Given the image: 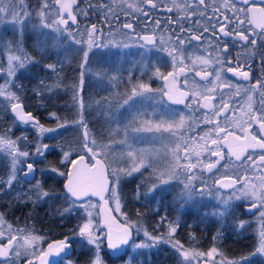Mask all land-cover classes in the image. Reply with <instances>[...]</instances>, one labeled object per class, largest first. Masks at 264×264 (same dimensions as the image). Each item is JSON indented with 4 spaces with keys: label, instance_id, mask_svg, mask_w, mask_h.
Returning a JSON list of instances; mask_svg holds the SVG:
<instances>
[{
    "label": "snow or ice",
    "instance_id": "6c2138e0",
    "mask_svg": "<svg viewBox=\"0 0 264 264\" xmlns=\"http://www.w3.org/2000/svg\"><path fill=\"white\" fill-rule=\"evenodd\" d=\"M160 8L169 13H177L175 19L167 18L163 28L161 20L154 19L149 11ZM121 14L143 23L144 34L136 31L138 24L129 20L121 21ZM91 16H97V22H91ZM80 17L85 21L83 28ZM141 17L144 19L141 20ZM194 17L199 18L193 19ZM98 22L109 28L115 22L122 30H127L124 35L131 33L137 41H143L140 47H157L171 58L172 70L166 74L159 67L155 68L154 75L163 81L161 88L153 89L149 84L138 83L132 87L131 95L124 100V104L132 101L134 106L135 97L146 99L149 98L147 94L158 92L161 98L190 110L189 115L180 113L178 119H172L167 127H163V131L174 137V144L169 149L172 156L171 166L168 172L159 174L160 184L179 180L182 188L177 198L181 202V208H185L186 205L194 204L198 192L203 194L207 190L204 174L208 173V178L217 186V192L220 189L230 190L227 197H218L220 207L213 213L214 216L226 218L232 211L233 200H240L250 201L247 211L252 212L255 209L264 221V0H172L171 7L164 0H111L110 3L108 0H38L36 6L29 5L26 0H0V25L9 23L14 32L12 40L0 38V45L8 52L6 75L9 78L0 84L3 104L0 111H10L16 121L31 124L38 129L41 136L57 131L55 128H46L31 112L25 111L21 95L24 86L15 82L18 70L24 69L28 64L38 63L24 47L25 33L31 31L34 37L33 46L42 52L48 49L49 43L54 48L65 47L66 40L80 45L74 50L75 55L82 56L79 75L73 78L71 89L73 106L79 109L77 122L83 129L77 149L63 151L61 164L67 170L58 167L47 170L64 178L60 191L46 189L44 183L35 177L34 164L26 163L30 155L44 156L49 145L38 144L35 153L31 154L21 149L16 140L6 134L0 135V153L11 158L7 180L0 178V191L4 188L12 189L19 182L17 174L23 166L26 168L23 177L31 187L27 192L18 194V199L33 206L61 201L66 205L62 211L57 212L62 222L83 210L86 214L84 222L78 224L75 230H70V235L79 237L81 249L91 246L86 253L89 258L85 264H105L101 255L102 239L107 240V248L113 257L119 256L121 246L128 244L131 223L128 222L126 214V222L118 223L112 213H120L122 209V181L133 173L140 172L142 168L151 167V158L146 163L143 158L137 159V153L129 150L127 157L131 161L130 167L127 166V161H113L110 157L111 144L98 142L84 119L83 92L90 54L96 55L94 48L103 49L109 46L100 42L104 29L97 26ZM149 23L154 26L151 32L146 30ZM169 25L175 27L169 28ZM158 29L161 30L159 38L156 34ZM164 32L170 34L165 36ZM77 34L86 36L87 39H76ZM112 46L118 48L120 44L113 43ZM187 47H192L194 52L186 55ZM70 48L69 44L66 50ZM237 48L240 51L232 55L230 49ZM201 50L203 55L198 54ZM186 61H190L191 66ZM59 63H48L44 67L57 72ZM59 70H63L62 65ZM0 71L4 69L0 67ZM188 71H193L205 83L197 84L193 80L190 85ZM225 72L247 82V86L234 84L225 77ZM95 75L99 82L106 73L101 69ZM181 76L184 77L182 83ZM112 78L115 79V76ZM40 83L43 85L44 81ZM57 88L58 83L48 86L47 91L52 92ZM225 89L228 90L227 94ZM241 93L245 100L238 105L236 97ZM37 95L43 99L42 92H37ZM257 95L258 106L255 100ZM199 111H203L202 122L206 130L200 135L186 136L188 131H195V113ZM50 115L56 116L55 113ZM59 127L64 128L65 124H60ZM154 130L161 131L162 125L156 124L155 129L151 126L136 129L138 132ZM73 151L77 152L75 157ZM221 161L226 162L221 164ZM230 164L234 165L231 174ZM249 171L253 173L252 176H249ZM165 175L167 179L164 178ZM181 176L182 180L179 179ZM32 180L36 181L35 184L31 183ZM197 180L200 181L199 188L195 183ZM157 187V184L152 186L153 190ZM110 202L115 204L114 208ZM5 224L4 216L0 214V228ZM247 224V221L239 220L235 225L237 233L246 231ZM101 226L107 229L103 237L97 231ZM180 226L179 218L169 221L166 237L151 236L145 231V236L152 243L135 244L134 247L152 248L157 243L171 244L179 257L177 264H193L194 261L195 264H256L254 257H264V224L259 231L254 251L247 256H241L239 260L224 257L216 246L206 252L186 248L179 240L174 239ZM7 228L11 230L12 226L9 224ZM4 235V231H0V237ZM220 235L218 231L213 239L216 240ZM43 239V236L25 229H17L15 234L8 236L5 244H0V264H15L14 257L29 255L31 258L26 259L25 264H64L65 261L66 264H73L67 259L72 250L69 236L49 243L46 250L37 251ZM53 256L58 259L50 260Z\"/></svg>",
    "mask_w": 264,
    "mask_h": 264
},
{
    "label": "trees",
    "instance_id": "16d2710c",
    "mask_svg": "<svg viewBox=\"0 0 264 264\" xmlns=\"http://www.w3.org/2000/svg\"><path fill=\"white\" fill-rule=\"evenodd\" d=\"M26 1L28 4L29 2L33 3L34 6L38 4V0ZM94 2H99V0H94ZM79 19L81 20V27L83 28L85 24L84 18L80 17ZM89 20L91 22H97V16H91ZM120 20H129L134 22V24H138L136 31L140 34H144V24L136 23L131 16H120ZM97 26L104 29V35L100 42L105 44L106 39H104V36L107 30L111 31L113 27L107 28L104 24L99 22ZM117 26H119V24H117ZM73 28H75V26ZM146 30L151 32L153 29L147 28ZM126 31L127 30H122V33L124 34ZM160 32L161 30H156V34ZM112 34L114 33H110L109 35ZM66 35L67 34H65V37ZM0 38L4 40L14 39L12 25L8 23L0 25ZM80 38H82V36L77 34L76 39ZM33 41V34L31 31H27L25 33V50L35 61H38V63L28 64L24 69L18 70L15 81L17 84L24 86L21 95L25 105V111L31 112L40 122L50 123L52 124V128L54 127L57 129V131L53 133L52 138L47 136L43 138V144L49 145V149L45 152L44 156H36L33 164L36 169V179L41 180L46 189L60 191L62 190V179H57L56 174L47 170L51 167H58L59 155L65 147H76L82 139L83 129L77 122V118L79 117L77 113L79 109L73 106V92L71 89V85L74 82L73 78L79 75V63L81 62L82 56L74 54V50L80 47V45L74 44L71 40H66L65 47L60 48H54L52 44L49 43L48 49L43 52L33 46ZM69 44L71 48L66 50ZM3 50V45H0L1 59L3 58L2 53L4 54ZM98 50H105V48ZM92 57L93 55L90 54L91 65H93L91 60ZM57 61L60 62L57 65V72H53L44 67L45 64L57 63ZM61 65L63 68L62 71L59 70ZM88 66L87 68L89 70L86 71L85 74V90L83 92L85 102L84 119L98 142L105 143L107 140L110 142L116 127L113 125L111 118L107 115L105 110L112 100L111 96L116 94L117 90H120L117 86H122V72H124L126 76L123 81H128V78H132L134 80L133 83L136 82L137 79H140L144 83L147 82V77L145 73L140 78L135 72L130 74L126 70L127 68L121 70L111 68L107 71L105 70V60H99L96 68ZM101 69L106 74H111V77H116V79H114L117 81L114 85L116 88H114V86L106 88L105 76L102 81L98 82V78L95 74ZM41 81H44L43 85H41ZM57 83L59 84V88L52 92L47 91L48 86ZM37 92L43 93V99L37 95ZM0 107H3L2 98H0ZM51 113H55L56 116L52 117L50 115ZM60 124H65V127H59ZM11 127H13L12 131ZM31 132L34 131H32L30 127L24 128L16 125L14 116L10 111H0V135L6 134L14 138L25 135L28 137V142L30 143L35 136ZM4 163L5 161L3 158H0V176L2 174L4 175ZM131 178L132 177L125 179L120 185V196L123 202V208L126 214L131 218L141 220L150 233L162 232L169 221H175L179 218L181 226L177 229L175 238L183 244H188L187 240L189 238L187 237L191 234L193 236L191 241L196 242L200 247L206 248L210 242H216L219 249L225 252L229 257L235 259H240L241 256H247L249 253L253 252L257 246L255 231L251 223L247 221L250 214L242 211L240 207H238V210L231 212L224 219L221 224V235L214 240L213 237L217 236V226H219V222L216 218L208 216L209 209L205 207V203H202L200 199H195L194 204H190L192 206H185L187 209V211H185V208H181V202L177 198V183L170 184L167 187L170 188L169 191L168 189L163 191L164 188L160 186L156 194L151 195L152 197L150 196L151 198L148 199L143 194V190H145L143 182H141L142 185L139 184L140 182L137 184L135 179ZM33 181L35 180L31 182ZM6 190L7 189L0 191V212L5 213L11 218L12 216L18 217L22 221L29 219L40 232L48 233L50 239L61 238L67 235L68 230L72 229L75 221L78 220L77 217L75 216V219L73 215L72 218L64 220L63 222L61 221L57 212L62 211L65 205L59 200L54 202L50 201L48 204L33 206L30 203L25 204L23 200L17 198L18 194L25 193L26 191L19 190V188H15L16 192ZM137 196L139 197L138 199ZM155 197L158 198V201L154 199ZM155 201L156 204L154 203ZM52 210L55 211V213L52 214L53 217H49L48 212ZM162 218H164L163 221ZM158 219H160V221ZM239 220L248 222L247 229L242 234H238L235 227ZM71 242L74 243L73 240ZM78 251L79 252L73 247L70 255L75 256L76 261H83L82 264H84L89 257L86 255L88 250L84 247L83 249L80 248ZM110 257H106L108 264H114L113 262L115 259ZM121 257L118 258L117 256L116 258L118 259H116V261ZM253 259L256 261V264H264L258 256ZM262 259L264 260V257H262ZM177 261L178 258L176 254L168 247L164 246L155 252L149 253V256H143L140 260L134 259L131 264H177Z\"/></svg>",
    "mask_w": 264,
    "mask_h": 264
},
{
    "label": "rangeland",
    "instance_id": "374dc122",
    "mask_svg": "<svg viewBox=\"0 0 264 264\" xmlns=\"http://www.w3.org/2000/svg\"><path fill=\"white\" fill-rule=\"evenodd\" d=\"M108 2L110 3L111 0H108ZM32 4L33 3L29 2V5H32ZM32 6H34V4ZM120 16H124V15L121 14ZM113 24H114L112 26L113 29H111V31L107 30V33L104 36V39H106L105 44H108L109 46L106 47L105 50L93 49L96 55H94L91 59L93 65L89 64L90 66L88 67L96 68L99 60H105V70L109 71L111 68L112 69L116 68L117 70L127 68L126 70L130 74L132 72H135L137 73L139 78L142 77L143 74L145 73L147 77V80H146L147 82H144V83L149 84L153 89L161 88L163 86V81L154 75V71L156 67H159L161 69V72L165 74L168 71L172 70L171 58L167 56V53L160 54L157 47H153L151 45L140 47V44H142L143 41H137L135 37L131 35V33H129V35H124L122 33V29L120 28V25L117 26L115 22ZM105 27L109 28L107 25H105ZM110 33H114V34L109 35ZM163 34L165 36L168 35L165 32ZM160 35H161V32L157 34V37L159 38ZM80 39L86 40L87 37L83 36ZM113 43H119L120 47L117 48V47L112 46ZM124 44H128L129 46L124 47L123 46ZM190 49L192 50L193 48L190 47ZM188 51L189 50H186V55ZM3 52H4V54L2 53L3 58L2 59L0 58V67H2L4 71H0V84H3L5 80L9 79L6 75L7 67H8L7 49L4 48ZM190 54H192L191 51H190ZM199 54L203 55L204 53L201 52ZM186 63H188L189 66H191L190 61H186ZM187 75H188L190 85H191V81L193 80H195L197 84L205 83V81H201L199 77L195 76V73L193 71H188ZM224 75L227 78L226 72L224 73ZM124 78H126V76H125V73L122 72V84H121L122 86L121 87L117 86L119 87L120 90H117L116 94H113L111 96L112 100L109 102L105 110L107 115L111 118L113 125L116 127L115 133H113V137L111 139L112 142L111 141L108 142L107 140L104 143V144H111L112 151L110 152V157L113 161H116V162L127 161L128 162L127 166L129 167L131 166V161L128 160V157H127V153L129 150H132L135 153H137L138 154L137 159L143 158L146 163L148 162V158L149 157L151 158V167L142 168L140 172L133 173V175L130 176L135 179L137 184L139 182H140L139 184L143 182V185H145V190H143V194L146 196V198L150 199L152 197L151 195L156 194L160 186L164 188L163 191H166L167 189L169 191L170 188H167V187L172 183L174 184L177 183V186H178L177 193H179L182 188V184L179 182V180H172L169 184H160L159 179H158L159 174L161 172H165V173L168 172L171 166L172 156H171V153L169 152V149L174 144V137L169 132L163 131V127H167V124L172 119L174 118L178 119V116L180 113H183L185 116L189 115L190 110L188 108H185L183 105H175L167 101L166 98H161L158 92L147 94L149 98H146V99H142L141 97H135L134 106H133L132 101H129V104H124V100L127 99V97L131 95L132 87L134 86V84L143 83L140 79H137L136 82L133 83L134 80L128 77H127L128 81L126 80L123 81ZM112 79L113 78L111 77V74L105 75L106 88H109L116 84L117 81L114 79L112 80ZM183 79L184 77L181 76L180 77L181 83ZM114 88H116V86H114ZM224 91L227 94L226 89ZM225 98L227 99V95ZM244 100H245V97L243 93H241L240 96L236 97V101L238 105L244 103ZM256 106H257V101H256ZM195 116H196V123L194 124L195 131L194 132L191 130L188 131L186 133V136L200 135L203 133V131L206 130V127L202 122L203 111L196 112ZM78 118H77V121L79 120ZM15 123L16 125H19L24 128L30 127L32 131H34V132H31L35 136L32 139V142L30 143L28 142V137H26L25 135H22L17 138H14L9 135L11 139L17 141L21 149L27 150L31 154L35 153L36 145L38 144L43 145L44 137L47 136V137L52 138V135L54 133V132L44 133L43 136H41L39 134L38 129L33 127L31 124H23L16 120H15ZM40 123L43 124L46 128H52V124L50 123H43V122H40ZM156 124L162 125L161 131L159 132L155 130L152 132L136 131L137 128H144L148 126H151L153 127V129H155ZM13 127H11V131ZM208 127H210V125ZM24 137H26L27 139H24ZM70 149H73V150L77 149V146L76 147L67 146L62 150L61 154L59 155L58 167L61 170H67L66 167L63 164H61V160L63 158V151H68ZM76 153H77L76 151H73V157H75ZM0 158H3V160L5 161L4 163L5 168L3 169L4 175L2 174L0 178L7 180L11 158L10 157L6 158V154L4 153H0ZM35 158H36V155H30V157L27 158L26 163H33ZM212 159H215V158L213 157ZM224 163L225 161L224 162L221 161V164H224ZM232 167H234V165L230 164V167H229L230 174H231ZM25 170L26 168H23L22 166V170L19 171L17 174V179L19 182L15 183L12 189L4 188V190L7 189L6 191L16 192L15 188H19V190H24L27 192V190L29 189V187H31V185L25 179L20 178L22 177L21 173H23V171ZM252 175L253 173L249 171V176H252ZM208 176H209L208 173L204 174V178L207 180V185H208L207 190L203 194H200L198 192L195 196V199L197 200L200 199L202 203H205L206 206L205 205L204 206L209 209L208 216L211 218L212 217L216 218L217 221L219 222V226H217V233L218 231L221 233V224L225 218L214 216L213 213L217 211L218 208L220 207V201L218 197L220 195L227 197L230 193V190L220 189V191L217 192V186L213 183L212 179L208 178ZM218 176L219 174H217V177ZM56 177L57 179H62V181L64 179L63 177H59L57 175ZM127 178L129 177H126L125 179ZM164 178L167 179L168 178L167 175H165ZM29 179H31V177H29ZM179 179L182 180L183 177L181 176ZM35 182L36 181H33L31 183L35 184ZM195 183H196V186L199 188L200 181L197 180ZM153 184L158 185V187L155 190H153L152 188ZM154 199L158 201L157 197H155ZM156 201L154 202L155 204H156ZM94 202H95V199H94ZM249 203L250 201L233 200L232 202L233 207H232L231 212L238 210V207H240L242 211L250 214V217L247 219V221L251 223L255 231L256 244H257L258 238H259V231L261 229L262 224H264V221L260 219L259 212L256 211L255 209H253L252 212L247 211V207ZM110 204L113 208L115 207V204L113 202H110ZM121 204H122L121 212L117 213L114 211L113 216L116 218L118 223L124 224L126 222L125 215H124L126 214V212L123 208L122 199H121ZM189 206H192V205L189 204ZM54 213L55 211L53 210L48 212L49 217H53L52 214ZM0 214H3L4 219L6 221V224L2 228H0V231H4L5 233L3 237H0V244H5L7 242L8 236L11 234H15L17 229H25L28 232H32L33 234L44 237L43 241L40 242L39 247L37 248V251L47 248V245L49 243H53L55 241L64 239L65 236H69L70 242L72 240L74 241V243L72 242L71 243H72V246L76 248L77 252H79L78 250L81 248L79 237L71 236L70 230H75L78 224H81L84 222V219L86 218V214L83 213V210H81L79 214H74V217L76 216L78 220L75 221L73 228L68 230L67 232L68 234L64 235L61 238H56V239H50L48 233L40 232L31 223L29 219L22 221L18 217H13L12 213H11L12 218L10 216H7L5 213L0 212ZM94 216H95V212H94ZM126 216H127L128 222H130L132 225L131 230H132L133 237L129 245L126 247L125 252L121 255L122 257L117 261L114 260L113 262L114 264H131L134 259L140 260L143 256H149V253L155 252L156 250L161 249L164 246L168 247L172 252L175 253V250L171 247V244H164V243H157L152 248H135L134 247L135 244H140V243L151 244L152 241L149 239L148 236H145V231H147V229L145 228L141 220H135L131 218L128 214H126ZM97 219H99V217H97ZM158 220L160 221V219ZM9 224L12 226L11 230L7 228V225ZM97 231H99L101 233V236L103 237V234L107 232V229L101 226L99 229H97ZM147 232L151 236L166 237L168 233V223L166 224V228L160 233L158 232L150 233L149 231ZM192 237L193 236L189 234L187 237L189 238L187 240L188 244L182 243L186 248H191V249H196L199 251L206 252L213 246L218 247L216 242H210L206 246V248L200 247L196 242L191 241ZM174 239L176 240L175 236H174ZM89 247L91 246H85L87 250ZM219 251L223 253L224 257L228 259L239 260V259L229 257L221 249H219ZM175 254L177 258L179 259L178 254L177 253ZM101 255L105 261V264H108L105 260L104 255L108 257L110 256L105 246V240L103 239L101 243ZM258 257L260 258L261 261L264 262L262 257L260 256ZM29 258H31L30 255L28 257H24V256L18 257V258L14 257L15 264H25L26 259H29ZM67 259L71 260L73 264H82L83 262V261L82 262L76 261V257L72 255H69ZM219 259L220 258L218 257L217 260ZM64 264H66V261L64 262ZM193 264H195V261L193 262Z\"/></svg>",
    "mask_w": 264,
    "mask_h": 264
},
{
    "label": "flooded vegetation",
    "instance_id": "af4514ba",
    "mask_svg": "<svg viewBox=\"0 0 264 264\" xmlns=\"http://www.w3.org/2000/svg\"><path fill=\"white\" fill-rule=\"evenodd\" d=\"M164 2H165V4L168 6V7H171L172 6V0H164ZM150 11V14L152 15V17L154 18V19H159V20H161V22H162V24H161V28H163V26H164V23H165V21L167 20V18L168 17H173L174 19H175V17H176V15H177V13L174 11V12H171V13H169V12H167V11H165L163 8H160V9H151V10H149ZM209 14H211V12H209ZM197 18H199V17H194L193 19H197ZM144 18L143 17H141V20H143ZM136 23H139L138 21H135ZM141 24H143V23H141ZM141 24H139V25H141ZM187 25V24H186ZM140 27H142V26H140ZM169 28H174L175 27V25H169L168 26ZM187 27V26H186ZM147 28H149V29H153L154 28V26L151 24V23H149L148 25H147ZM165 33H167L168 35L170 34V33H168V32H165ZM193 43H195V42H193ZM186 50H189L188 52H187V54H190V51L193 53L194 52V49H190V47H187V49ZM238 51H240V49H230V52H231V54L232 55H235L236 54V52H238ZM201 52H203L202 50L201 51H199V53H201ZM159 53L160 54H163V53H165V52H163V51H159ZM198 53V54H199ZM256 67H258V64L256 65ZM226 75H227V79H229V80H231L234 84H238V85H245V86H247V82H245V81H243V80H241V79H239V78H237V77H234V76H232L231 75V73H226ZM233 91H234V89H233ZM226 92H228V90L226 89ZM255 100L257 101V106L259 105V97H258V95L256 96V98H255ZM224 162V161H223ZM226 162V161H225ZM238 163V162H237ZM131 232H132V230H131ZM132 237H133V234H132ZM132 240V239H131ZM131 242V241H130ZM129 242V243H130ZM129 245V244H128ZM128 245H126L125 246V248H124V250H123V252L122 253H120V255L118 256V258L119 257H121V255L125 252V249H126V247L128 246ZM105 246H106V249H107V252H108V254H109V256H111V257H113L111 254H110V250H108V248H107V244H106V240H105ZM45 249H47V248H45ZM44 249V250H45ZM72 250H73V246H72ZM72 252V251H71ZM106 257L107 256H105V260H106ZM117 257V256H116ZM116 257H113V259H118V258H116ZM106 262H107V260H106ZM108 263V262H107Z\"/></svg>",
    "mask_w": 264,
    "mask_h": 264
},
{
    "label": "water",
    "instance_id": "95a60500",
    "mask_svg": "<svg viewBox=\"0 0 264 264\" xmlns=\"http://www.w3.org/2000/svg\"><path fill=\"white\" fill-rule=\"evenodd\" d=\"M21 176H22V178L24 179V177H23V173H22ZM112 215H113V214H112ZM131 238H132V232H131ZM131 238L129 239V242L131 241ZM129 242H128V243H129ZM106 244H107V240H106ZM125 246H126V245H122V246H121V249H122V250L120 251V253L123 252ZM71 251H72V250H71ZM49 259H50V260H56V259H58V258L53 256V257H50Z\"/></svg>",
    "mask_w": 264,
    "mask_h": 264
}]
</instances>
